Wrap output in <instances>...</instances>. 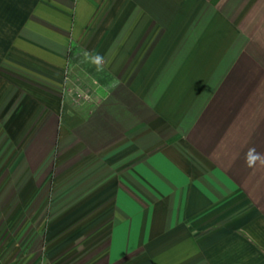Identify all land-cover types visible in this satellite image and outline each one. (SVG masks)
<instances>
[{"label": "crops", "instance_id": "1", "mask_svg": "<svg viewBox=\"0 0 264 264\" xmlns=\"http://www.w3.org/2000/svg\"><path fill=\"white\" fill-rule=\"evenodd\" d=\"M0 140V248L264 264V0H0Z\"/></svg>", "mask_w": 264, "mask_h": 264}, {"label": "rangeland", "instance_id": "2", "mask_svg": "<svg viewBox=\"0 0 264 264\" xmlns=\"http://www.w3.org/2000/svg\"><path fill=\"white\" fill-rule=\"evenodd\" d=\"M71 78L74 82L75 80H79L81 85L85 86L87 89V92H85L86 94L80 90H74L71 92L70 102L75 105H82V103H85L86 101L85 105L88 104L89 107L93 106L94 100H99L100 96L103 95L105 91L104 88L106 87V83L102 81L103 77L88 73L87 69L79 72H73ZM71 88L75 89L72 84ZM76 91L79 94H76ZM6 152L7 147L0 144V154H5ZM1 244L4 245L5 248H0V255L6 264H39L38 258L29 257L26 242L17 241L12 243L13 245L10 247H6L5 242H1ZM22 255L24 257H22Z\"/></svg>", "mask_w": 264, "mask_h": 264}, {"label": "clouds", "instance_id": "3", "mask_svg": "<svg viewBox=\"0 0 264 264\" xmlns=\"http://www.w3.org/2000/svg\"><path fill=\"white\" fill-rule=\"evenodd\" d=\"M100 59V57H97V64H99ZM244 164L250 169L264 166V153L258 152L254 146L249 147L244 153Z\"/></svg>", "mask_w": 264, "mask_h": 264}, {"label": "built area", "instance_id": "4", "mask_svg": "<svg viewBox=\"0 0 264 264\" xmlns=\"http://www.w3.org/2000/svg\"><path fill=\"white\" fill-rule=\"evenodd\" d=\"M0 264H6L2 258V256L0 255Z\"/></svg>", "mask_w": 264, "mask_h": 264}]
</instances>
